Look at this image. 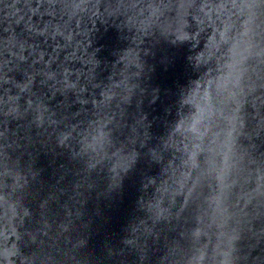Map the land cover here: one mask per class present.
<instances>
[{"label": "water", "instance_id": "1", "mask_svg": "<svg viewBox=\"0 0 264 264\" xmlns=\"http://www.w3.org/2000/svg\"><path fill=\"white\" fill-rule=\"evenodd\" d=\"M195 12L201 51L218 43L193 71L186 47L160 44L196 23L181 0H0V58L51 23L44 49L87 101L55 81L24 94L11 75L0 264H264V4L197 0ZM36 92L43 120L27 111ZM130 153L143 163L122 181Z\"/></svg>", "mask_w": 264, "mask_h": 264}, {"label": "snow or ice", "instance_id": "2", "mask_svg": "<svg viewBox=\"0 0 264 264\" xmlns=\"http://www.w3.org/2000/svg\"><path fill=\"white\" fill-rule=\"evenodd\" d=\"M41 3H47L49 6H54L59 0H40ZM252 4H264V0H250ZM187 4L188 7L196 6L197 0H181V7ZM53 7V11H54ZM28 37L25 39L21 37H13L9 41V44L15 55V59L5 62L0 58V120L3 119L4 107L2 105L3 94L5 89L12 87L15 82L11 79L13 73L16 74V79L19 80L23 77V86L15 84L20 88V91L24 94L33 93L40 85H51L53 81L61 86L64 93L68 97V101H75L76 103H86V98L83 95L84 90L80 89L78 83H72L64 74V79H60V73L56 70V62L49 55L48 51H45L44 46L49 44V40L55 41L56 35L59 34L58 29H53L51 23L49 24H34L26 29ZM31 44V47H29ZM52 55H55V49L51 48ZM17 49H19L18 54ZM0 53H2V47H0ZM15 65L14 68L9 66ZM59 91V90H58ZM40 103L37 104L36 100L31 95L28 96L29 104L27 111L35 112L37 109L41 113L40 119L43 120L44 115L47 113V108L43 107L45 101L42 97H39L38 92L35 93ZM9 116L18 115L15 111L8 112ZM2 136V133H0ZM63 143V141H62ZM135 158L134 153H130L128 159L124 163V167H128L132 159ZM91 166V165H90ZM50 203V199H45L41 205L42 208L47 207ZM3 253L0 252V256ZM36 264H45L41 261L39 256L36 258Z\"/></svg>", "mask_w": 264, "mask_h": 264}, {"label": "clouds", "instance_id": "3", "mask_svg": "<svg viewBox=\"0 0 264 264\" xmlns=\"http://www.w3.org/2000/svg\"><path fill=\"white\" fill-rule=\"evenodd\" d=\"M192 8L194 9L193 19L196 23L189 25L187 22L181 20L175 27L161 34L160 44L175 49L186 47L189 51L186 61L191 69L196 71L199 68V65L205 61L206 54H210L207 50L214 48L218 41L216 35L214 34L209 40L208 45L205 46L206 50L201 51L200 45L204 38L202 33L205 28V19L195 12V6ZM200 11H202V9ZM101 64V62H98L97 69L102 71L103 67H101ZM52 86L55 87V85ZM142 163L143 161L140 155H135V158L132 159L129 166L123 168L122 171L124 175H121V172L117 170L116 177L124 181L125 177Z\"/></svg>", "mask_w": 264, "mask_h": 264}]
</instances>
